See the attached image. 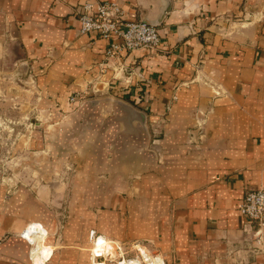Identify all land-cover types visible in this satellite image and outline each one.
I'll list each match as a JSON object with an SVG mask.
<instances>
[{"label":"crops","instance_id":"0c3cea01","mask_svg":"<svg viewBox=\"0 0 264 264\" xmlns=\"http://www.w3.org/2000/svg\"><path fill=\"white\" fill-rule=\"evenodd\" d=\"M84 1L0 0V76L22 68L35 108L30 161L0 183V264L140 244L162 264H264L240 211L264 188V0H117L161 46L113 58L80 34Z\"/></svg>","mask_w":264,"mask_h":264},{"label":"rangeland","instance_id":"374dc122","mask_svg":"<svg viewBox=\"0 0 264 264\" xmlns=\"http://www.w3.org/2000/svg\"><path fill=\"white\" fill-rule=\"evenodd\" d=\"M2 71L5 70L0 69V72ZM22 73L24 71L20 68L16 75L11 73L4 75L2 73L0 76V80H3L6 85L8 84L7 86H0V183L4 184L17 182L20 175L17 169H21L19 164H22L23 161H30L28 156V159L24 156L25 150L32 147L31 137L35 128V118L33 117L35 116V108L32 105L34 93L30 82L24 83L25 79L19 81L18 77ZM43 142L47 145V139H43ZM12 184L7 187L9 195L13 194L15 190V186ZM57 217L59 228L55 230V235L60 237L61 227L67 218V214L64 216V212L60 208L57 209ZM99 237L95 236L94 232L90 233L93 248ZM257 239L254 245L250 243L252 245L250 249L254 252L264 250V248L260 249L256 246ZM142 250L152 257L150 259L151 264H162L160 260H155V258H159L158 252L146 249L144 244L136 247L115 245L113 249L106 248L104 250L106 256L103 261L105 264H122L124 261L129 262L135 259L139 261V264H150L144 257Z\"/></svg>","mask_w":264,"mask_h":264},{"label":"built area","instance_id":"2783aa9c","mask_svg":"<svg viewBox=\"0 0 264 264\" xmlns=\"http://www.w3.org/2000/svg\"><path fill=\"white\" fill-rule=\"evenodd\" d=\"M77 13L80 34L96 33L104 39L107 42V58L116 57L123 51H157L161 46L159 28L140 20H127L126 10L117 0H86L78 7ZM77 97H72V100ZM240 211L248 221L246 228L255 229L260 234L264 228V188L249 189ZM256 246L264 248L261 235L258 236Z\"/></svg>","mask_w":264,"mask_h":264},{"label":"water","instance_id":"95a60500","mask_svg":"<svg viewBox=\"0 0 264 264\" xmlns=\"http://www.w3.org/2000/svg\"><path fill=\"white\" fill-rule=\"evenodd\" d=\"M140 21H143V22H146V23H148V24H150V25H153V26H159V22H152V21H149V20H145V19H141ZM76 136V135H75ZM74 136V137H75Z\"/></svg>","mask_w":264,"mask_h":264}]
</instances>
